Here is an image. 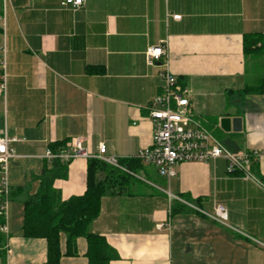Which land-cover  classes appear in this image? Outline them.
<instances>
[{
	"label": "crops",
	"instance_id": "crops-1",
	"mask_svg": "<svg viewBox=\"0 0 264 264\" xmlns=\"http://www.w3.org/2000/svg\"><path fill=\"white\" fill-rule=\"evenodd\" d=\"M61 1L0 0V137L16 139L8 143L9 190H36L32 178L51 143L78 141L91 156L103 144L106 156L135 159L151 145L147 107L166 69L194 117L237 151L260 153L251 169L257 181L228 175L222 159L179 164L170 180L142 163L144 193L103 196L90 232L113 250L109 264H264V92L241 93L264 78V0H85L75 10ZM245 35L261 37L258 53L243 52ZM159 43L165 63L147 65L145 51ZM233 117L241 131L221 130L220 120ZM66 169L53 182L62 201L84 194L87 159ZM173 203L185 210L172 214ZM22 218L21 199L9 198L0 264L46 262L45 241L25 238ZM59 249V264H88L84 238L67 256L61 233Z\"/></svg>",
	"mask_w": 264,
	"mask_h": 264
},
{
	"label": "trees",
	"instance_id": "trees-1",
	"mask_svg": "<svg viewBox=\"0 0 264 264\" xmlns=\"http://www.w3.org/2000/svg\"><path fill=\"white\" fill-rule=\"evenodd\" d=\"M261 37L259 35H245L243 37V52L245 54L258 53L261 49ZM89 73H101V69L88 68ZM177 80V79H176ZM177 84H182L177 80ZM264 92V78L257 86L245 87L243 94H261ZM198 120L214 134L221 138V142L231 151L236 152V145L228 138H223L220 131L213 125L198 118ZM210 125V126H209ZM223 139V140H222ZM49 150L58 154L68 147L65 143H51ZM41 174L32 178L38 181V187L34 192L29 189V184L10 189L8 199L20 198L23 206L22 232L25 238L43 239L46 243V262L44 264H59L61 257L59 249V234L65 235V255H75V242L77 238H84L87 249L85 257L88 264H109L115 255L103 236L90 232V224L97 218L100 211V200L105 195H141L145 188L138 178L143 170V164L138 159L119 160V163L127 168L130 174L122 172L108 164L90 158L87 160L86 188L81 196L72 197L62 201L59 192L53 187L56 179L66 176L67 163L58 158L47 160ZM255 161L252 162L253 170ZM185 199H187L185 197ZM185 209L178 203L171 205L172 214ZM4 220L0 217V226ZM4 239L0 234V247ZM1 254V252H0Z\"/></svg>",
	"mask_w": 264,
	"mask_h": 264
},
{
	"label": "built area",
	"instance_id": "built-area-1",
	"mask_svg": "<svg viewBox=\"0 0 264 264\" xmlns=\"http://www.w3.org/2000/svg\"><path fill=\"white\" fill-rule=\"evenodd\" d=\"M3 3L7 0H2ZM85 0H62V7L73 10L83 5ZM178 20L180 16H172ZM166 48L163 43L147 48L145 61L147 65L155 62L165 63ZM164 62V63H163ZM3 66V62L1 63ZM3 73L0 74V86L4 89ZM163 85L157 95L147 107V116L152 125V142L147 148L138 151L135 159L156 169L157 173L167 180L175 177V167L182 163L198 162L208 163L217 159L225 161V171L228 175L242 176L244 179L257 181L251 171L252 162L260 153L255 150H242L233 152L228 149L211 131H209L189 110V101L184 87L177 84L176 78L166 69L160 73ZM16 141L6 135L0 137V217L4 220L8 202V184L6 179L7 164L13 157L8 143ZM103 144L98 147V153L91 156L83 149L80 143L58 154L48 149L45 153L47 160L58 158L69 163L76 158H95L113 167L121 169L118 159L106 156ZM215 214L220 221L226 219V212L220 205L215 207ZM160 228V227H159ZM0 234H7L5 224L0 226Z\"/></svg>",
	"mask_w": 264,
	"mask_h": 264
},
{
	"label": "water",
	"instance_id": "water-1",
	"mask_svg": "<svg viewBox=\"0 0 264 264\" xmlns=\"http://www.w3.org/2000/svg\"><path fill=\"white\" fill-rule=\"evenodd\" d=\"M219 123L220 129L224 132L238 133L241 131V119L239 117L222 118Z\"/></svg>",
	"mask_w": 264,
	"mask_h": 264
},
{
	"label": "rangeland",
	"instance_id": "rangeland-1",
	"mask_svg": "<svg viewBox=\"0 0 264 264\" xmlns=\"http://www.w3.org/2000/svg\"><path fill=\"white\" fill-rule=\"evenodd\" d=\"M211 133H212V132H211ZM213 135H214V134H213ZM214 136H215V135H214ZM215 137H216V136H215ZM217 139L220 140V138H218V137H217ZM117 164L121 167V169L116 168V167H114V168H116V169H118V170H120V171H122V172H125V173L130 174L129 171H127V168L124 167L123 165H121V164L119 163V160H118ZM108 165H109V164H108ZM109 166H111V165H109ZM111 167H113V166H111ZM134 177L138 178V177H140V176H139V175H135ZM138 179H139V178H138Z\"/></svg>",
	"mask_w": 264,
	"mask_h": 264
}]
</instances>
